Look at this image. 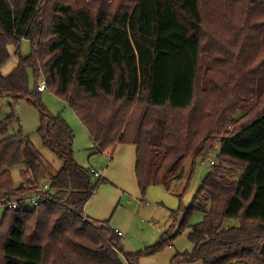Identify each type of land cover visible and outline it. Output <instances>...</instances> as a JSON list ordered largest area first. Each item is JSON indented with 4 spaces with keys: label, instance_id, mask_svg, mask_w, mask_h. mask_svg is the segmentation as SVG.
Returning a JSON list of instances; mask_svg holds the SVG:
<instances>
[{
    "label": "trees",
    "instance_id": "obj_1",
    "mask_svg": "<svg viewBox=\"0 0 264 264\" xmlns=\"http://www.w3.org/2000/svg\"><path fill=\"white\" fill-rule=\"evenodd\" d=\"M10 47L19 63L0 77V105L53 92L100 153L135 148L143 194L185 182L188 193L220 145L185 208L180 229H191L194 249L180 261L264 264V0H0V71ZM29 71L37 81L43 74L47 90L40 81L31 93ZM41 111L45 145L64 163L33 210L3 207L0 264H140L143 254L125 252L108 221L85 216L94 174L71 155L67 122ZM15 121L0 120V207L26 203L43 176L29 138L9 135ZM196 214L203 221L192 225Z\"/></svg>",
    "mask_w": 264,
    "mask_h": 264
},
{
    "label": "rangeland",
    "instance_id": "obj_2",
    "mask_svg": "<svg viewBox=\"0 0 264 264\" xmlns=\"http://www.w3.org/2000/svg\"><path fill=\"white\" fill-rule=\"evenodd\" d=\"M31 50L30 43L24 42L20 54L26 57ZM9 51L11 59L0 71V77L11 74L19 63L20 54L17 48L10 47ZM29 73L31 93L34 94L37 82L39 83L44 78L41 74L37 81L32 71ZM29 99L30 101L4 98L0 105V120L14 117L16 121L11 125L9 135H17L21 132L29 138L40 153L43 160L42 185L50 184L51 179L61 169L64 162L56 149L45 145L44 136L40 132L41 109L49 117L59 116L67 122L74 134L70 146L71 155L78 166L94 174L95 194L86 207L85 216L88 215L98 221H108L113 231H121L124 251L143 254L140 264H203L202 262L180 261L182 256L191 253L194 249L190 240L191 229L181 230L180 227L185 210L192 204L196 195V189L213 170L211 162L219 160L220 145L215 153L208 156L205 164L199 165L197 177L194 182H191L188 193L182 194L186 186L185 182L179 185L174 184L170 192L162 185H155L149 187L143 194L138 186L135 173V152L125 150L121 145L115 153H100L88 129L69 104L53 92L45 91L34 94ZM191 165L187 169L190 170ZM102 171H107L104 176L105 182L99 184L100 178L96 177L95 173ZM12 173L15 184L19 187L24 182L21 177V166L13 168ZM180 194L183 195L182 198ZM182 200L184 207H182ZM146 202H149L150 206L145 207ZM21 210L31 211L33 208L25 205ZM4 216L5 209L0 207V224ZM203 217L202 214H196L191 224L200 223ZM236 225L232 219H227L225 222V227ZM157 248L159 251L149 253ZM122 260L125 261L124 258Z\"/></svg>",
    "mask_w": 264,
    "mask_h": 264
},
{
    "label": "built area",
    "instance_id": "obj_3",
    "mask_svg": "<svg viewBox=\"0 0 264 264\" xmlns=\"http://www.w3.org/2000/svg\"><path fill=\"white\" fill-rule=\"evenodd\" d=\"M38 90L40 92H43L45 90H47V82L46 80H41V82L39 83L38 85ZM213 163V161L211 162ZM103 174L104 172H100V173H95V176L96 177H99V178H103ZM49 191V185L48 184H45V185H42L40 186L39 190L36 192L37 194L32 196L31 198H28L26 200V203L25 202H22V203H25V204H22L20 201H14V202H8V203H4L3 205H1L2 207H4L5 209L7 210H19V209H22L25 207V205H29L31 206V208H34V207H37L41 200H45V197H46V194L47 192ZM150 203L149 202H146L144 203V206H149ZM116 233L120 236H122V232L121 231H116Z\"/></svg>",
    "mask_w": 264,
    "mask_h": 264
},
{
    "label": "crops",
    "instance_id": "obj_4",
    "mask_svg": "<svg viewBox=\"0 0 264 264\" xmlns=\"http://www.w3.org/2000/svg\"><path fill=\"white\" fill-rule=\"evenodd\" d=\"M93 143H94V141H93ZM95 144V143H94ZM121 145H118L117 147H116V149L113 151L114 153H115V151L117 150V148L118 147H120ZM122 146H124V145H122ZM123 149H125V150H131V151H133V153L135 152V154H136V151H135V148L134 147H132V146H124L123 147ZM113 158V157H112ZM111 158V159H112ZM105 171V170H104ZM104 171H102V172H104ZM106 173H107V171L106 172H104V174H103V178H104V176L106 175ZM150 206V205H149ZM146 207V206H145ZM88 216V215H87ZM89 217V216H88Z\"/></svg>",
    "mask_w": 264,
    "mask_h": 264
}]
</instances>
